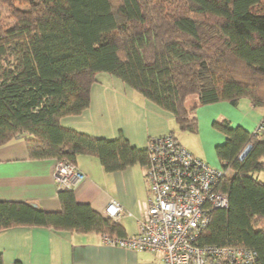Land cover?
<instances>
[{"label":"trees","instance_id":"obj_1","mask_svg":"<svg viewBox=\"0 0 264 264\" xmlns=\"http://www.w3.org/2000/svg\"><path fill=\"white\" fill-rule=\"evenodd\" d=\"M0 7L7 9L0 12V147L22 136L30 159L75 166L79 155H91L106 172L146 166L145 148L121 133L99 137L61 122L89 107L100 72L170 113L183 131H198L202 105L246 100L264 108V0H0ZM212 126L224 137L215 155L230 171L217 188L228 205L211 211L198 242L245 246L264 264V179L257 176L264 141L227 119ZM58 197L57 212L0 201V231L126 235L117 221L76 202L72 188Z\"/></svg>","mask_w":264,"mask_h":264},{"label":"crops","instance_id":"obj_2","mask_svg":"<svg viewBox=\"0 0 264 264\" xmlns=\"http://www.w3.org/2000/svg\"><path fill=\"white\" fill-rule=\"evenodd\" d=\"M129 90L132 89L119 79L99 78L91 86L89 107L79 115L63 118L61 122L99 137L114 138L121 133L132 145L144 149L146 139L137 140L131 135L130 116L127 123L124 120L126 114L122 111L126 108L130 113L133 106H138L135 102L141 100L142 105H145L146 101ZM218 104L211 106L223 110L209 107L217 112L214 120L217 116H225L224 119L233 125L235 116L236 125L252 132L264 122V109L246 100H240L236 106ZM223 111L228 112L227 115ZM258 137L264 141V130L259 132ZM222 142V138H219L216 145ZM186 149L198 158L210 161L206 154L198 155ZM56 163L53 159H30L22 136L2 145L0 201L30 202L44 211H59V190L53 176ZM75 166L83 174V178L72 187L76 202L89 204L94 210L103 213L110 200L117 201L122 207L117 222L127 236L137 233L141 220L138 202L148 194L146 167L134 164L119 171L106 172L98 158L91 155H79ZM257 176L264 179V172ZM0 253L3 264H161L160 255L106 245L99 233H76L43 227L1 230Z\"/></svg>","mask_w":264,"mask_h":264},{"label":"built area","instance_id":"obj_3","mask_svg":"<svg viewBox=\"0 0 264 264\" xmlns=\"http://www.w3.org/2000/svg\"><path fill=\"white\" fill-rule=\"evenodd\" d=\"M263 130L261 122L254 132ZM145 151L148 194L138 202V231L120 237L102 234L106 245L158 254L161 264H260L251 248L198 242L211 211L228 205L227 194L217 189L227 171L193 155L173 133L149 137ZM53 176L58 190L72 188L83 178L69 162H57ZM121 210L110 200L103 215L117 221Z\"/></svg>","mask_w":264,"mask_h":264},{"label":"rangeland","instance_id":"obj_4","mask_svg":"<svg viewBox=\"0 0 264 264\" xmlns=\"http://www.w3.org/2000/svg\"><path fill=\"white\" fill-rule=\"evenodd\" d=\"M0 12L2 15H5L7 13V9L5 7H0ZM102 77L107 78L112 76H110L106 72H100L97 74L98 79ZM129 91L131 93H134L137 97L141 99L142 96L138 92L136 91L134 92V90H129ZM140 101L141 100L135 102V104H138V106L137 105H136L137 107L133 106L130 113L127 112L126 108L124 111H122L126 114L124 120L127 123H129V121L127 120H129L128 116H130V125L133 131L131 135L133 137H136L137 140L146 139V143H147V140L149 138V137L147 138L148 135L150 137H153L160 134L172 132L184 147L188 148L189 150H191L192 152L198 155L206 154V156L210 158V161H207V159L204 160H206V162L211 167L214 168L220 167L219 163L216 160V156L214 153L215 152L214 146L216 145L217 139L222 138L223 141L224 138L223 135L212 126V123L214 121H220L224 119L225 116L224 117L217 116L216 120H214L213 117L215 116V114H217V112L211 110V108L209 107H217V109L223 110L218 106H211L216 103L202 105L196 109L195 116L197 117L198 131L190 132V131L180 130L177 124L175 123L173 116L170 113L161 110L151 102L145 100L147 105L146 104L142 105ZM194 101L195 98L192 97L188 100V104L192 105ZM139 103L141 104L139 105ZM218 103L217 104L220 105L221 103H227V102L221 101ZM202 109H206V110H202ZM205 111H207L206 115H205ZM227 113L228 112L223 111L224 115H227ZM233 125L234 126L236 125L235 116L233 119Z\"/></svg>","mask_w":264,"mask_h":264},{"label":"water","instance_id":"obj_5","mask_svg":"<svg viewBox=\"0 0 264 264\" xmlns=\"http://www.w3.org/2000/svg\"><path fill=\"white\" fill-rule=\"evenodd\" d=\"M251 145H247L245 147V149L242 151V153L240 154V158H243L245 156V154L248 152V150L250 149Z\"/></svg>","mask_w":264,"mask_h":264}]
</instances>
